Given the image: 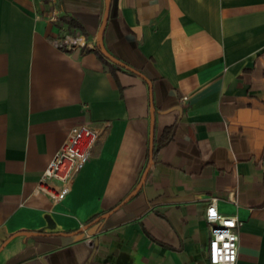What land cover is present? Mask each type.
<instances>
[{"label":"crops","instance_id":"obj_1","mask_svg":"<svg viewBox=\"0 0 264 264\" xmlns=\"http://www.w3.org/2000/svg\"><path fill=\"white\" fill-rule=\"evenodd\" d=\"M106 3L0 0V264H210L212 198L264 264V0H110L104 45L151 85L101 53ZM82 124L71 191L34 194Z\"/></svg>","mask_w":264,"mask_h":264},{"label":"built area","instance_id":"obj_2","mask_svg":"<svg viewBox=\"0 0 264 264\" xmlns=\"http://www.w3.org/2000/svg\"><path fill=\"white\" fill-rule=\"evenodd\" d=\"M57 45L67 52L90 46L82 36H77L71 41L57 42ZM101 135V128L92 124L73 126L42 173L34 194H45L54 202L63 200L71 191L75 177L89 161ZM205 219L211 232L208 246L209 263L238 264L241 222L236 216L220 213L216 198L210 200Z\"/></svg>","mask_w":264,"mask_h":264},{"label":"water","instance_id":"obj_3","mask_svg":"<svg viewBox=\"0 0 264 264\" xmlns=\"http://www.w3.org/2000/svg\"><path fill=\"white\" fill-rule=\"evenodd\" d=\"M109 8H110V0H107V3H106V12H105V16H104V20H103V24L101 26V29H100V32H99V35H98V47L101 51V53L107 58L109 59L110 61L142 76L143 78H145L146 80L147 77L145 75H143L140 71L136 70L135 68L125 64L124 62L120 61L119 59H117L116 57H114L113 55H111L109 53V51L106 49L105 45H104V42H103V35H104V30H105V26L107 24V21H108V16H109ZM149 84L151 85V82L148 80ZM152 117H153V124H152V127H151V139H150V158H149V163H148V166L137 186V188L135 189V191L130 194L123 202L121 205L125 204L126 202H128L135 194H137L143 187L144 183H145V180L147 178V175L149 173V170L153 164V160H154V131H155V126H154V117H155V107H154V104L152 102ZM109 216V214H106L105 217ZM96 248H97V243H96V247H95V250L92 254V256L89 258V260L87 261L86 264H89L95 251H96Z\"/></svg>","mask_w":264,"mask_h":264}]
</instances>
